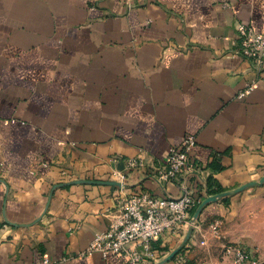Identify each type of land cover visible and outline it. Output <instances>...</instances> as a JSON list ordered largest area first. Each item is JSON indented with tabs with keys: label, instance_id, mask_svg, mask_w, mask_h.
Segmentation results:
<instances>
[{
	"label": "crops",
	"instance_id": "obj_1",
	"mask_svg": "<svg viewBox=\"0 0 264 264\" xmlns=\"http://www.w3.org/2000/svg\"><path fill=\"white\" fill-rule=\"evenodd\" d=\"M239 24L264 33V0H0V264H130L91 243L123 194L180 195L156 175L187 135L191 180L228 195L188 239L126 249L226 264L227 241L264 264V77L235 53Z\"/></svg>",
	"mask_w": 264,
	"mask_h": 264
},
{
	"label": "built area",
	"instance_id": "obj_2",
	"mask_svg": "<svg viewBox=\"0 0 264 264\" xmlns=\"http://www.w3.org/2000/svg\"><path fill=\"white\" fill-rule=\"evenodd\" d=\"M236 30L238 38L235 53L247 60L259 76L264 77V33L243 24H239ZM252 89L253 85L247 87L239 93L238 99H244ZM196 144L194 135L184 137L179 146L170 149L156 175L160 184L175 183L180 195L159 197L135 193L133 190L123 194L120 198V219L110 225L106 232L95 235L89 252H100L105 257L112 253H125L131 258L130 264H139L142 253L131 254L126 249L127 244L135 243L143 251H149L153 242L167 235L184 240L194 227V210L207 198L214 196L202 187V181L197 183L191 180L200 169L191 160ZM141 165L136 160L129 161L131 169ZM223 251L226 264H259L253 253L240 245L228 243L224 245ZM42 264H50V261L44 259Z\"/></svg>",
	"mask_w": 264,
	"mask_h": 264
},
{
	"label": "water",
	"instance_id": "obj_3",
	"mask_svg": "<svg viewBox=\"0 0 264 264\" xmlns=\"http://www.w3.org/2000/svg\"><path fill=\"white\" fill-rule=\"evenodd\" d=\"M256 184H257V183H252V184H250V185L244 186V187L238 189V190L236 191V193L242 192V191L246 190L247 188H249L250 186H253V185H256ZM260 184H264V177L261 179ZM227 195H228L227 193H223V194L214 195V196H211V197L207 198V199H206V200H205V201H204V202L198 207L199 212H201L202 209H203L205 206L209 205L210 203L216 202V201H218V200L224 198V197L227 196ZM197 217H198V214H196L195 217H193V222L196 221ZM191 231H192V230L189 231V233H188V235H187V239L190 237V235H191ZM180 251H181V248L179 247L177 250H175V251H174V252H173V253H172V254L166 259L165 262H168V261L174 259V258L176 257V255H177Z\"/></svg>",
	"mask_w": 264,
	"mask_h": 264
},
{
	"label": "rangeland",
	"instance_id": "obj_4",
	"mask_svg": "<svg viewBox=\"0 0 264 264\" xmlns=\"http://www.w3.org/2000/svg\"><path fill=\"white\" fill-rule=\"evenodd\" d=\"M239 224H242V223H239ZM193 232H194V231H192L191 234H193ZM240 235H243V236H242V237H243L242 239H244V237H245V235H246V229H245V227L241 229V233H240ZM218 238H219V237H217L216 234H214L213 237H212V239H218ZM218 240H220V239H218ZM226 242H227V241L223 242L222 244H223V245L228 244V243H226ZM231 244L240 245V246L244 247L242 244H236V243H231ZM183 247H184V243L180 246V248L183 249ZM223 247H224V246H223ZM223 247L221 246V247L219 248V249H220V252H221V250L223 249ZM176 250H177V249H176ZM178 254H179V253H178ZM178 254H177V255H178ZM177 255H176V257L180 256V255H178V256H177ZM176 257H175V258H176ZM180 257L182 258L183 256H180ZM175 258H174V259H175ZM181 258H179V259H180V261L183 262L184 259L182 258V260H181ZM192 260H193V261H192ZM192 260L189 261V262H185V263H183V264H195V263H194V262H195V261H194L195 259L192 258Z\"/></svg>",
	"mask_w": 264,
	"mask_h": 264
},
{
	"label": "trees",
	"instance_id": "obj_5",
	"mask_svg": "<svg viewBox=\"0 0 264 264\" xmlns=\"http://www.w3.org/2000/svg\"><path fill=\"white\" fill-rule=\"evenodd\" d=\"M207 193L210 194V195H216V194H219V190L213 189V187H210L209 184H208Z\"/></svg>",
	"mask_w": 264,
	"mask_h": 264
}]
</instances>
